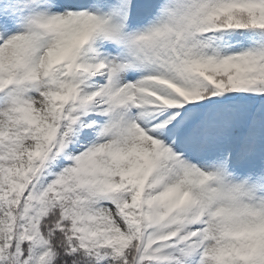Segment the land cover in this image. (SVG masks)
<instances>
[{
	"label": "snow or ice",
	"instance_id": "snow-or-ice-1",
	"mask_svg": "<svg viewBox=\"0 0 264 264\" xmlns=\"http://www.w3.org/2000/svg\"><path fill=\"white\" fill-rule=\"evenodd\" d=\"M0 264H264V0H0Z\"/></svg>",
	"mask_w": 264,
	"mask_h": 264
}]
</instances>
